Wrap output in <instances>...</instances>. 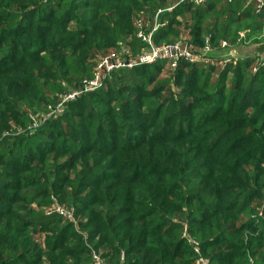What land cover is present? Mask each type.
I'll return each mask as SVG.
<instances>
[{
    "label": "trees",
    "instance_id": "1",
    "mask_svg": "<svg viewBox=\"0 0 264 264\" xmlns=\"http://www.w3.org/2000/svg\"><path fill=\"white\" fill-rule=\"evenodd\" d=\"M155 26L264 43L250 0H0V264H264V63L140 65Z\"/></svg>",
    "mask_w": 264,
    "mask_h": 264
},
{
    "label": "built area",
    "instance_id": "2",
    "mask_svg": "<svg viewBox=\"0 0 264 264\" xmlns=\"http://www.w3.org/2000/svg\"><path fill=\"white\" fill-rule=\"evenodd\" d=\"M195 4L199 5L203 3L205 0H191ZM255 2L256 13H261L264 11V2L263 0H250ZM139 26H141L139 24ZM158 28L155 26L153 31L146 33L143 30H140L137 34V37L141 39L144 43L149 46V51L145 54H142L138 57V64L140 65H152L158 61L166 60L168 65L171 68H176L178 62L183 59L190 63L196 64L201 62L204 58L205 54H211L212 50L209 49V39H207L205 49L201 50L202 52H198L195 50V47L188 40H180L174 44H164V45H155L153 43V32ZM243 37V34H241ZM228 48V44L226 42L222 43V49ZM127 53V49L123 48L122 51L117 52L113 51L109 53L97 66L95 77L92 81L86 83L85 87L81 91H76L70 93L65 96L62 101L55 107L50 109L47 114V118L52 116H58L62 114L65 104L68 102L76 101L81 95L89 93L96 89L97 87H101L103 85V79L107 77L110 72L117 68H132L135 64L132 61H127L125 59V55ZM227 60L226 62H228ZM264 63V62H263ZM51 213H56L62 217L67 218L70 222H74V216L69 210L56 205ZM199 253L198 250H195ZM96 258V264H101L99 259ZM199 264H209L207 260L204 258L199 259Z\"/></svg>",
    "mask_w": 264,
    "mask_h": 264
},
{
    "label": "water",
    "instance_id": "3",
    "mask_svg": "<svg viewBox=\"0 0 264 264\" xmlns=\"http://www.w3.org/2000/svg\"><path fill=\"white\" fill-rule=\"evenodd\" d=\"M264 2V0H263ZM245 46L241 44L236 47L225 48L220 51H217L213 58L222 59L224 61L232 60H243V59H260L261 62H264V43L254 44L249 51H244Z\"/></svg>",
    "mask_w": 264,
    "mask_h": 264
},
{
    "label": "rangeland",
    "instance_id": "4",
    "mask_svg": "<svg viewBox=\"0 0 264 264\" xmlns=\"http://www.w3.org/2000/svg\"><path fill=\"white\" fill-rule=\"evenodd\" d=\"M253 45H254V44L244 45V46H245V48H243L244 51H249L250 48H251ZM203 49H205V48H203ZM203 49L198 50V52H202L201 50H203ZM211 54H214V52H211ZM206 56H207V58H206V60H207V59L213 58L214 55H208V53H207V54L204 55V57H206ZM220 61H224V60L220 59ZM225 62H226V61H225ZM225 62L221 63V67L225 66V64H226Z\"/></svg>",
    "mask_w": 264,
    "mask_h": 264
}]
</instances>
